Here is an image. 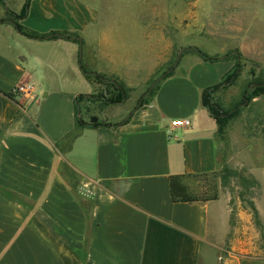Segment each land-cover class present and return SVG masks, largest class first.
Returning <instances> with one entry per match:
<instances>
[{
  "label": "crops",
  "instance_id": "crops-1",
  "mask_svg": "<svg viewBox=\"0 0 264 264\" xmlns=\"http://www.w3.org/2000/svg\"><path fill=\"white\" fill-rule=\"evenodd\" d=\"M26 2L18 24L42 39L0 22V264H202L219 201L173 202L171 176L215 172L222 150L228 164L264 177V134L235 143L227 126L220 145L202 104L233 63L189 56L131 111L124 107L136 99L131 66L118 61L125 42L117 46L96 9L83 0L15 6ZM91 74L116 76L129 94L120 103L95 102L107 84ZM254 101L263 106L264 96ZM174 119L189 124L173 128ZM247 148L250 166L238 157Z\"/></svg>",
  "mask_w": 264,
  "mask_h": 264
},
{
  "label": "rangeland",
  "instance_id": "rangeland-1",
  "mask_svg": "<svg viewBox=\"0 0 264 264\" xmlns=\"http://www.w3.org/2000/svg\"><path fill=\"white\" fill-rule=\"evenodd\" d=\"M83 1L96 9L102 28L112 31L111 35L119 40L117 46L122 47L125 42L126 53L119 55L118 61L125 57V62L131 66L129 73H132L131 82L136 86L134 90H128L114 75L99 74L118 90L123 89L126 97L129 91H133L131 99L136 98L135 101L128 100L124 107L132 111L141 106L153 81L174 69L176 66H172L178 51L185 49L179 59L181 62L189 56H206L233 63L231 71L223 77L222 85L209 94L210 102L223 116L236 108L223 130L219 131L217 127L218 144L225 141L227 126L235 143L241 140V136L250 142L257 134H264V120H253L264 112V104L254 101L264 96V92L249 89L252 84L264 83V0ZM15 5L16 0H0L3 22L13 24L12 20L18 21L24 5L21 10ZM152 63H157L156 72L141 85ZM117 65L122 68L121 62ZM111 85L108 89L115 96L119 92ZM246 89L250 98L245 106L240 107ZM103 94L106 92L101 86L91 99L104 101ZM243 119L245 122L242 123ZM220 154V165L215 172L188 176L184 180L197 195L216 197L219 201L216 203L218 214L213 213L214 224L218 220V226L213 227L208 235L209 249L207 246L203 248L202 264H237L242 258H260L264 263V177L260 182L248 165L228 164L222 150ZM253 155L248 148L238 153L239 160L244 158L249 166L253 163ZM252 207L257 211L256 218ZM225 208L226 219L222 216Z\"/></svg>",
  "mask_w": 264,
  "mask_h": 264
},
{
  "label": "trees",
  "instance_id": "trees-1",
  "mask_svg": "<svg viewBox=\"0 0 264 264\" xmlns=\"http://www.w3.org/2000/svg\"><path fill=\"white\" fill-rule=\"evenodd\" d=\"M27 5H28V2H26L24 4V10H23L22 14L17 17L18 20H20L25 15V9H26ZM0 22H3V21L0 19ZM12 22H13V24H15L14 26H15L17 31L22 32L24 35H26L28 37L35 38V39H38V38L42 39L45 36L43 34H38V33H34V32H26L18 24V21L15 22V21L12 20ZM61 34H62L63 37H65L67 39H69L71 37L72 38L75 37V36H73L71 34H68V33H61ZM52 35H53V37L58 36L56 33H53ZM203 58L204 59H208V60L217 59V58H208L206 56H204ZM83 70H84V72H87L85 69H83ZM91 77H93L95 80H97L100 83H105L104 81H107L99 74H94V75L91 74ZM260 84H262V83H259V86L256 87L252 91L253 92L254 91H261V92L263 91L264 92V86H261ZM110 85L111 84L108 83L104 87L105 88V92H106V95L103 94L105 96L104 101H99L98 100L99 102H101L102 105L107 104V103H110V104L120 103V102H122L123 99L126 98V93L123 91V89L118 90L119 88L115 87L114 84H112L113 87H115L119 93L117 95L113 96L112 93L108 89ZM221 85L222 84L219 83L218 85L214 86L213 88H211L209 90L208 89L205 90V92L203 93V97H202V104H203V106H205L207 108V111L209 112L211 117L215 120L216 126L218 127L219 131L223 130V128L226 125V120L229 117L233 116L235 111H236V108H235V110L232 113L223 116L222 113L220 112V110H218L217 106L213 105L210 102V100H209L210 92H212L214 89H217ZM246 92H248V89H246L243 92L241 106H243V104L245 102H247L249 100V98H250V95H248V93L246 94ZM7 96L10 97V95H7ZM77 125L79 127L81 125H83L82 121L78 120L77 121ZM188 176H202V175L171 176L170 182H169V188H170L171 200L173 202H198V201L206 202V201L216 200V197L202 198L200 195H197L192 190H190L189 187L186 185V183L184 181L185 178L188 177ZM252 211H253V214H254V216L256 218L257 217V211H256V209L254 207H252Z\"/></svg>",
  "mask_w": 264,
  "mask_h": 264
},
{
  "label": "water",
  "instance_id": "water-1",
  "mask_svg": "<svg viewBox=\"0 0 264 264\" xmlns=\"http://www.w3.org/2000/svg\"><path fill=\"white\" fill-rule=\"evenodd\" d=\"M13 25H15V24H13ZM51 35H49V36H47V37H50ZM46 37V38H47ZM185 51V49H180L179 51H178V53H177V55H176V57H175V61H174V63H173V66H172V68H174L177 64H178V62H179V59L181 58V55H182V53ZM80 55H81V53H80ZM169 71H167L165 74H163V75H161L160 77H158L156 80H154L153 81V83L151 84V86L149 87V90H151L154 86H155V84L158 82V81H160L167 73H168ZM87 74V73H86ZM261 86H264V83H262V84H260ZM259 86V84H252L250 87H249V89H253V88H256V87H258ZM248 92H246V94H247ZM141 102V101H140ZM140 102L138 103V104H140ZM246 104V102L243 104V105H245ZM92 122H95L96 121V118L94 117V118H92V120H91Z\"/></svg>",
  "mask_w": 264,
  "mask_h": 264
},
{
  "label": "built area",
  "instance_id": "built-area-1",
  "mask_svg": "<svg viewBox=\"0 0 264 264\" xmlns=\"http://www.w3.org/2000/svg\"><path fill=\"white\" fill-rule=\"evenodd\" d=\"M17 90L19 91H24V87L21 86V85H17ZM189 124V121L186 120V119H174L170 122V125L173 127V128H177V127H182V126H186Z\"/></svg>",
  "mask_w": 264,
  "mask_h": 264
},
{
  "label": "flooded vegetation",
  "instance_id": "flooded-vegetation-1",
  "mask_svg": "<svg viewBox=\"0 0 264 264\" xmlns=\"http://www.w3.org/2000/svg\"><path fill=\"white\" fill-rule=\"evenodd\" d=\"M106 84H108L109 82L108 81H104Z\"/></svg>",
  "mask_w": 264,
  "mask_h": 264
}]
</instances>
